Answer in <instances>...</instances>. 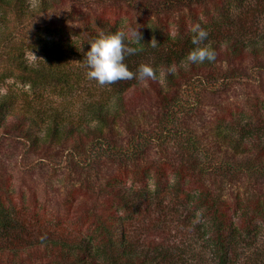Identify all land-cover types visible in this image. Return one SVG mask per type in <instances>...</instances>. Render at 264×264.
Segmentation results:
<instances>
[{
  "label": "trees",
  "instance_id": "trees-1",
  "mask_svg": "<svg viewBox=\"0 0 264 264\" xmlns=\"http://www.w3.org/2000/svg\"><path fill=\"white\" fill-rule=\"evenodd\" d=\"M25 1L0 0V10L13 16L15 26L35 16L28 15ZM87 1L48 0L43 4L45 10L67 7V17L82 24L85 52L101 33H112L126 25L139 28L141 43L130 46L140 50L127 55L125 63L133 72L141 64H150L157 70V79L117 81L110 85L113 93L107 100L94 99L85 106L82 121L69 122L51 115L41 134L36 131L37 121L32 115L13 110L17 93L0 94V134H17L34 151L60 143H69L72 151L83 152L91 144L115 146L117 126L130 123L135 113L147 107L158 116L162 114L159 120L164 122L165 115L180 101L183 84L196 78H221L223 73L239 70L233 65L264 58V31L246 37L232 30L236 26L234 10L242 0H95L105 2L98 10L84 7ZM180 8L186 10L175 17L171 11ZM120 14L126 16L124 25V20L116 17ZM0 19L6 23V27H0V80L14 74L29 84H68L70 74L64 67L28 62L13 30L16 27L9 25L11 20L4 14ZM172 23L176 29L170 28ZM196 23L205 29L212 25L205 44L215 50L216 58L185 69L181 61L194 47L190 29ZM153 25L166 28L167 45L149 53L147 43ZM227 25L231 29L225 28ZM33 39L44 52L62 54L57 44L41 42L39 36ZM223 63L227 68L221 73ZM170 66L177 70L168 72ZM232 112L229 109L221 114L210 131L215 143L213 153L188 136L181 145L179 159L143 160L134 168L123 165L98 187L90 179L80 183L65 205L72 215L86 221L90 228L87 242L35 231L26 218L19 225L15 206L0 199V264H176L179 257L172 254L171 248L140 245L131 230L133 220L150 213L153 203L162 208V189L176 194L197 214L199 230L211 247L213 264H264L259 256L241 260V245H250L256 232L264 228V188L247 184L232 194L226 187L241 169L264 179V118L259 110L253 118L242 112L244 119L234 121ZM136 135L140 133L132 136L131 147L121 151L138 164L143 153L136 146L138 139L134 144ZM142 135L150 138V133ZM154 139L163 141L160 136ZM215 151L223 153L222 157L217 159ZM243 156L248 158L245 163L235 160ZM150 181L155 190L150 189Z\"/></svg>",
  "mask_w": 264,
  "mask_h": 264
},
{
  "label": "rangeland",
  "instance_id": "rangeland-1",
  "mask_svg": "<svg viewBox=\"0 0 264 264\" xmlns=\"http://www.w3.org/2000/svg\"><path fill=\"white\" fill-rule=\"evenodd\" d=\"M48 0H26L25 7L29 14L23 25L14 24L12 15L7 12L5 17L15 26L14 32L22 43L23 53L28 62L54 63L67 69L70 74L68 84L38 83L29 84L17 75L6 76L0 80V94L7 91L18 94L13 110L23 115H32L37 121V133L41 134L51 115L71 122H80L84 118L85 106L94 99H108L113 93L110 85H100L88 76L84 60V35L82 24L71 21L66 8L56 7L45 10ZM105 2L97 3L88 0L86 6L99 9ZM89 5V6H88ZM234 10L236 26L233 31L243 36H254L264 31V0H242ZM83 7V9H84ZM173 9L171 13L178 17L181 11ZM86 11V8L83 10ZM126 22V16H116ZM0 19V27H6ZM172 23V29H176ZM212 25L208 31H212ZM157 27V31L153 30ZM191 27V26H190ZM175 33V31H173ZM168 33L164 26L153 25L149 33L147 51L154 52L158 46H165ZM39 36L41 42L57 44L62 54L44 52L33 39ZM32 51L38 58H34ZM153 54H150L152 56ZM46 63H45V62ZM219 71L227 68L223 63ZM239 70L223 73L221 78H196L183 84L179 89L180 101L171 113L160 122V116L151 107L133 115V120L124 126H117L118 135L115 146L91 144L86 151H72L69 143H60L48 149L34 151L27 142L17 134H0V199L11 201L16 208L19 225L23 219L33 224V230L56 237L87 242L90 228L79 215H72L65 205L73 190L82 182L90 179L95 187L104 183L110 174L120 171L123 165L131 168L142 165L141 161L159 160L166 157L179 159L181 145L188 139L196 140L201 147L213 151L215 143L211 129L217 118L229 109L234 113V121L242 120V112L264 118V58L258 61H246L242 65H233ZM136 133L134 144L141 148L139 163L128 158L124 150L131 147L130 140ZM150 133V138L142 134ZM154 136L163 138L162 142ZM94 145V146H93ZM213 145V146H212ZM123 150V151H121ZM216 158L223 153L215 151ZM232 157L229 155L228 158ZM235 160L245 163L247 157ZM122 161H125L122 163ZM239 170V169H238ZM232 180L227 182V191L235 194L243 185L264 188V179L258 174L241 169ZM150 189L155 190L153 181ZM163 196L162 208L153 203L151 212L142 213L133 220L132 232L140 245H162L172 249V254L179 257L176 264H213L214 257L211 247L201 230H199L197 214L182 204V200L173 192ZM7 204V201H5ZM241 260L246 257L259 256L264 263V228L256 232L253 242L241 245Z\"/></svg>",
  "mask_w": 264,
  "mask_h": 264
},
{
  "label": "clouds",
  "instance_id": "clouds-1",
  "mask_svg": "<svg viewBox=\"0 0 264 264\" xmlns=\"http://www.w3.org/2000/svg\"><path fill=\"white\" fill-rule=\"evenodd\" d=\"M190 31L194 33L191 39L194 47L185 60L181 61V66L188 69L192 64H201L206 60L214 61L215 50L209 44H205L209 32L199 23L194 24ZM141 39L139 28L130 25L112 33H101L89 44L90 47L84 54L89 78L95 79L100 85H111L120 80L136 79L145 82L157 79V70L150 64H141L136 72H133L125 63L127 55L140 50L130 45L140 44ZM32 55L34 58L43 59L38 58L34 51ZM176 70L175 66H170L167 71L174 73Z\"/></svg>",
  "mask_w": 264,
  "mask_h": 264
}]
</instances>
